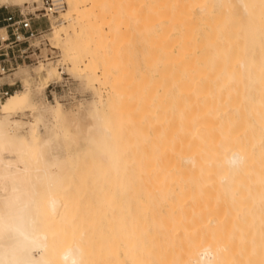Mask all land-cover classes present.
<instances>
[{
  "label": "bare ground",
  "instance_id": "obj_1",
  "mask_svg": "<svg viewBox=\"0 0 264 264\" xmlns=\"http://www.w3.org/2000/svg\"><path fill=\"white\" fill-rule=\"evenodd\" d=\"M64 1L51 39L66 23L79 29L62 51L90 74L99 67L106 91L66 109L43 99L57 68L6 76L22 86L0 107V264H154L168 231L183 249L159 264H264V41L244 34L251 1L136 0V82L113 25L128 5ZM95 11L106 32L89 29ZM218 207L243 210L252 251L244 239L226 249Z\"/></svg>",
  "mask_w": 264,
  "mask_h": 264
},
{
  "label": "rangeland",
  "instance_id": "obj_2",
  "mask_svg": "<svg viewBox=\"0 0 264 264\" xmlns=\"http://www.w3.org/2000/svg\"><path fill=\"white\" fill-rule=\"evenodd\" d=\"M39 1L40 0H19V3H17L16 5L10 4V3H8V4H5V3L0 4V19L2 17L6 16L7 14H13L15 16H18L19 14L27 15V14H31L33 12H36L35 10H38V8H39V6H38ZM100 1H107V0H100ZM117 1L118 2L120 1V2H123L124 4H127L129 9H130L127 12V17H125V22L126 23L124 22L125 23L124 25L121 24L122 22H120V21L122 20V18L119 19L120 23L117 21V23L115 22L113 24L112 19H110V21H111V23L114 26L117 27L116 28L117 30L115 29L116 31H118V29H119L120 32L122 31L121 34H119V35L123 34L122 36H125V39H124V37H120L119 36L121 38V40L122 39L125 40V41L122 40L124 43L122 41H120V42L123 43V44L120 43L121 50H123V53H124V51L125 52L128 51L127 56L130 55V57L126 58L129 61V62L126 61L128 65L126 64V62H124L125 65H127L125 68L127 70V67H128L129 71H127V72H130L129 74H132L131 79H132L133 82H136V80H137V78L139 76V73L141 71V68H142L141 61H140V53H141V37H140V35L141 34H140V28L138 26V21H137V18H136V11H135V1L136 0H117ZM250 1H251V6H252L251 8L253 10L252 13H251V19H250V23L252 24V26L248 30L244 31V34L246 36L247 35H253L254 36L256 34V36H255L256 40L259 41V42H263L264 41V0H250ZM90 2H91V0H86L85 6L86 7L89 6ZM95 14H96V11L89 18V20H90L89 24H90V22H91V24H93L92 27H89V29L92 30V29H94L95 26L96 27L99 26L100 28L104 29V32H106V30H107L106 29L107 26L105 27L106 24L102 23L100 21V19H98V18H97L98 21H96L97 19H95L96 18ZM96 16H97V14H96ZM235 16H238V14L236 13ZM108 20H109V18H108ZM123 20H124V18H123ZM94 21H96L95 24H94ZM99 21L102 23V25H100ZM114 21H116V20H114ZM117 24H119V25H117ZM120 24L123 25V26H121ZM38 25H39V29H41L44 34H47V38L51 39L52 35L50 34L49 24L45 23L43 21V23H39ZM65 27L66 28H64V30L59 31V35H58L57 38L50 40L51 45L54 48H56L57 51L53 55V57H54L53 60L51 59V60H49L47 62L48 64L46 63L47 66L55 67L57 69H58L59 66H62L63 67L64 76H62V78H61V76H59L60 79H58L57 81H52V82L48 83V85H49V84H52L54 82H60L59 85L56 87V89L54 91V93H55L54 96H52V94L49 93V88L48 89L45 88V90L43 92L44 93L43 94V97H44L43 99H44V101L46 103H48L50 105H55L56 103H58L59 105H63V107H65L66 109H69L70 106L75 105L78 102L88 103V102L94 100L95 99L94 95L96 93L99 94L101 97H103L105 95L106 89H105V86H103L101 84V82L98 80V78L100 76L99 75V72H100L99 67H97L94 70V72L90 74L84 68V64L82 66H78V67L74 66L72 58L69 57V56H66L63 53L61 45H62L63 41L65 40V37L69 36L70 37L69 39H71V38H74L75 36H77L79 34V29H74V28L70 27V25L68 23L65 24ZM85 29H87V30H85ZM85 29L84 30L87 32L88 31V27H85ZM107 33H108V31H107ZM119 37H117V38H119ZM261 46H262L261 44H254V43L250 45V47L253 48V49L260 48ZM47 49L48 48H43V54L50 53V50H47ZM121 54H122V52H121ZM124 56L127 57L126 55H123V57ZM120 59H122L121 56H120ZM54 61H55V63L49 64L50 62H54ZM56 61H58V62H56ZM46 65L44 64L43 67H45ZM22 68L28 69L30 71H34V70L36 71V68H34V67H28L27 68V67L22 66ZM31 74H32L33 82H36V81H38L40 79L38 75L34 74V72H31ZM41 74L43 75V72H41ZM93 74H96V76H94ZM6 76H8V75L0 76V89L1 88L2 89L6 88L7 86H10V85L14 84L13 88H15L16 91L14 93L10 94V96L14 95L15 93L18 94L21 91V86H22L21 82L22 81L19 80V79H13L12 77L10 78V77H6ZM36 76H38L39 79H37ZM40 77H42V76H40ZM8 98H6V99H4V100H2L0 102V107L7 101ZM195 179H197V178H194V177L191 178L192 181H195ZM246 199H248V197ZM245 200L242 202L243 203L242 204L243 207H245ZM247 202L248 201L246 200V203ZM227 210L228 209H226V208L223 210L221 207L220 208L218 207L217 208V212H216L217 216L219 215V213L221 214L218 217H221L223 215L221 217V219L217 218V219L220 220L219 223L217 224L219 226L218 227L219 230L217 229L218 230L217 232L220 233L219 237L225 236L223 238L224 239L226 238V240H228V242H226L228 244L227 245L228 248H226V249L234 248V246L236 247L237 250H238V248L239 249L243 248V242H241L243 239L245 240V241L244 240L243 241L246 242L245 243L246 246L244 245L245 247L241 251L244 252L245 251L244 249H248V248L251 249L252 247H250V245H248V247H247V244H248L247 238L248 239L250 238L247 235L250 236V234L252 233V231H250L252 229V227L248 226V222L247 221H246V224L244 225L243 222L245 220H243V222L241 221L242 219L240 220V217L242 215L241 211H243V210H240V211L237 210L238 212L236 210H234L235 211V213H234L235 216L233 215L234 211H230L229 210L230 211L229 213L232 214V215H230ZM223 211H224V214H222ZM238 213L239 214L241 213L240 217H238L239 216ZM165 215H167V212L165 210H161V212H158V215L155 218L158 219L159 216L163 217ZM225 215H228V218ZM230 217H231V219H230ZM166 221L169 222V224L167 223L166 226L167 227L171 226L170 225L171 224L170 221L169 220H166ZM172 221L173 220H171V222ZM240 221L243 224L242 227H241V222ZM172 224H174V223H172ZM235 224H236V226H235ZM243 228H244V230H243ZM262 231L258 235L259 236L258 239H260V240H264V232H262ZM170 232L172 233L173 231L170 230ZM168 233H169V231L166 232V235H165V237H163V239L158 237V239L155 241L156 247L154 245L155 243L151 246L152 252H155V254L152 253V256L153 255L155 256L157 254L156 258L154 256L151 257V260L154 258L152 260L153 262L155 261L154 264H156V263L159 264L158 263L159 260L161 262V259L163 260L164 258H166V256H165L166 253L169 254L168 256H174L177 253L179 254L180 253L179 251H181L183 249L182 248L180 250V248H179L180 246L176 242L177 240L173 239V236H170V233L167 236ZM240 234H241V236H240ZM232 235H234V237ZM244 235H246V238H245ZM217 236H218V234L215 237H217ZM238 237H240V238H238ZM170 238H172V239H170ZM221 238H220V240H221ZM217 239H218V237H217ZM162 240H164V241H162ZM220 240H219V242H220ZM238 240H239V247L237 245L238 243H236V241L238 242ZM166 241H167V243H166ZM225 241H223V242L221 241V242L226 247ZM232 242H234V246H233ZM229 244L232 245L233 247H231V246L229 247ZM176 246H178V247H176ZM162 249H164V250L162 251ZM172 249H174L175 251H173ZM156 251H158V252H156ZM232 251L230 253H232ZM249 251H252V249L249 250ZM159 252H162V254L160 253L161 254L160 255ZM173 253H175V254H173ZM163 254H164V257H162ZM227 256H228V254H227ZM252 256L255 257V255H252ZM157 258H159V259H157ZM167 258H166V260H167ZM230 260H231V258H230Z\"/></svg>",
  "mask_w": 264,
  "mask_h": 264
},
{
  "label": "built area",
  "instance_id": "obj_3",
  "mask_svg": "<svg viewBox=\"0 0 264 264\" xmlns=\"http://www.w3.org/2000/svg\"><path fill=\"white\" fill-rule=\"evenodd\" d=\"M66 8L64 0H41V8L27 15L7 14L0 19V76L10 75L19 67H37L53 60L57 51L47 34L39 29V23L49 24V16H58ZM43 48L50 53L43 54ZM59 74L64 76L63 67H58ZM60 82L47 85L49 93L54 91ZM14 84L0 89V102L16 91Z\"/></svg>",
  "mask_w": 264,
  "mask_h": 264
}]
</instances>
